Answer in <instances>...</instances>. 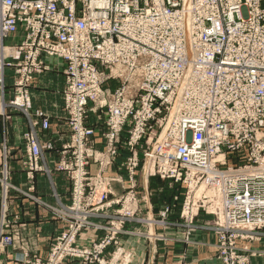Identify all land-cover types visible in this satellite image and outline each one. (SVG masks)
Wrapping results in <instances>:
<instances>
[{
    "label": "built area",
    "instance_id": "1",
    "mask_svg": "<svg viewBox=\"0 0 264 264\" xmlns=\"http://www.w3.org/2000/svg\"><path fill=\"white\" fill-rule=\"evenodd\" d=\"M263 4L0 0V91L11 68L9 106L27 114L34 78L51 70L52 59L61 61L70 126L85 129L81 122L87 113H102L107 128L116 132V142L122 130L128 132L125 180L130 190L125 195L134 204L136 148L145 140L144 167L152 175L154 145L162 138L154 139L152 124H159L164 131L159 145L166 153L157 150L160 174L175 180L199 176L197 181L217 191L216 203L210 204L191 202L188 193L181 217L191 218L198 207L215 212V224L222 229L215 245L220 263L249 264L254 252L245 243L264 237ZM19 30L20 41L5 44ZM156 99L168 107H156ZM25 139L32 168L40 149L33 137L25 134ZM241 150L247 154L246 168L217 171L212 166L217 154L224 159L223 152ZM126 209L134 206H122ZM164 210L170 212L168 206ZM5 229L3 223L0 250L10 244ZM73 242L71 227L53 249L51 264L74 255Z\"/></svg>",
    "mask_w": 264,
    "mask_h": 264
},
{
    "label": "rangeland",
    "instance_id": "2",
    "mask_svg": "<svg viewBox=\"0 0 264 264\" xmlns=\"http://www.w3.org/2000/svg\"><path fill=\"white\" fill-rule=\"evenodd\" d=\"M11 75L12 71L11 68H9L5 71L6 80L9 82H11L9 79ZM139 100L142 101L141 99ZM154 102L156 107H168V105L165 104V100L156 99ZM92 104L93 103H89V105ZM65 117V120L68 123L69 132L67 133V139L60 143L54 169L56 172L64 173L67 177L70 202L69 205L62 210L57 209L54 210L53 213V216L65 223V228L56 236L45 259H30L28 254H22L23 256L21 258L16 259L18 262L21 264H51V253L53 249L58 245L61 236L67 233L71 227L74 234V242L71 244V250H74L75 253L74 255H64L61 262L58 264H130L131 253L122 244V237L129 231V228H127L129 224H138L139 226H137V229L133 230V232H138L136 234H140L141 236H144V238L146 237L150 241H154L160 245L169 240L177 241V238L183 244L188 245L191 243V236L198 230L212 232L216 237L217 243L218 235L222 229L215 224L218 219V215H214L215 212L211 213L207 211V208L205 209V207H198L191 218L181 217L182 205L183 202H185L188 193L191 202L210 204L214 200L216 201L217 191L212 190L208 182L197 181L196 178L199 176H194L192 178L183 175L180 180H175L174 178L161 175L163 172L159 170V165L157 164V159L159 157V152L157 150L162 152L164 156H166V153L160 149L161 146L159 145L164 136H162L164 131L159 124H152L156 133L154 139L159 137L157 138L159 140L162 137L159 140L158 145H154L153 150L155 152L156 160L152 175H148L146 173V168L144 167L143 153L147 149V146L144 143L145 140L140 142L136 148L139 158V166L136 170L135 189L137 190L138 187V175L145 173L147 177L156 178L167 183L170 186L171 191L177 189V194L171 196L172 204L170 207L174 212L171 215L172 218L170 220L171 223H169L170 225L162 221V219L167 218V215L170 214V212L162 210L160 213L162 219L159 218L158 221H155L154 226H148L150 221L147 220L140 208L141 197L135 194L134 204V201L130 200V196L127 197L125 195L126 192L130 190V185L127 184V180L119 182L120 177L107 176L109 172L108 169L116 166V161L123 152L125 157L121 164H119V167L125 174L124 177H126V173L128 172L126 160L129 157V151L126 146L128 132L122 130L119 134L118 141L116 142V132L112 127L107 128V119L102 113H87L81 122L82 127L85 129L74 130L69 124L68 116L65 115ZM44 124H46V127H44ZM36 125L37 123L34 124V126ZM49 125L50 124L46 119H41L40 128L42 131L48 130ZM88 130L91 132L90 134H86ZM25 134H27L28 137H33L38 142L40 149L39 140H41V137L38 132L34 133V131H28L22 134L25 153L23 167L26 172L25 179L29 186L25 192L11 183L7 171V162L2 163V168L0 170V228L3 223L6 225L5 233L7 237L10 238V244L1 249L0 254L14 246L17 236V233L12 231V221L8 218L7 208L11 192L16 193L18 197L23 196L34 202L37 201L30 192H33L35 189V186L32 185L34 173L43 170L39 166L41 149L39 159L31 168L28 162ZM96 140L102 141L103 146L101 149L96 147ZM223 155L224 159H222L221 153L217 154L214 160L215 162L212 163V166L214 165V168L217 171L243 169L249 165V162L246 159L247 154L245 150H241L236 154L223 152ZM90 164H96L98 166V171L94 175L89 172ZM3 173L6 174L5 184L2 182L4 180ZM5 186L7 187L6 195L3 194V188ZM202 191L204 193L200 194ZM179 193H181V197H178ZM215 201L214 203H216ZM126 205L134 206V209L122 210V206ZM200 215L211 219L207 222L204 221L197 224L196 220ZM96 219H100L102 224H98L95 221ZM82 220H84V222H82ZM88 230H95L97 233L101 234H98V237L89 241V243H83L81 237ZM262 233H264V231H262ZM170 234L174 235L172 239H170ZM178 235L180 237H178ZM260 240L261 239L257 237L252 242H246L245 244L250 247V250H252L250 246L251 243H256ZM215 250L217 254L216 247Z\"/></svg>",
    "mask_w": 264,
    "mask_h": 264
},
{
    "label": "crops",
    "instance_id": "3",
    "mask_svg": "<svg viewBox=\"0 0 264 264\" xmlns=\"http://www.w3.org/2000/svg\"><path fill=\"white\" fill-rule=\"evenodd\" d=\"M21 38L22 32L19 30L16 36L5 40V44L14 45ZM62 67L61 61L52 59L51 70L34 78L29 92L30 104L27 114L15 111L9 106L12 101L11 76L9 77L11 82L7 81L5 76L4 88L0 91V170L2 163L7 162L11 183L24 192L27 190L29 186L23 167L25 153L22 134L28 131L38 132L41 137L39 166L43 169L33 175L35 180L33 179L32 185L35 189L30 194L34 196L36 202L23 196L18 197L14 192L10 194L8 218L12 221V231L16 232L17 236L14 246L0 254V264H21L16 259L21 258L22 254H28L30 259H45L56 236L65 228V223L53 216L54 210H62L70 202L67 177L54 169L60 143L67 139L69 132L64 112ZM41 119L49 122L48 130H41ZM95 142L96 147L101 149L102 141ZM124 157L122 152L116 161V166L108 169L107 176L120 177L121 181H125V174L119 167ZM97 171L98 166L90 164L89 172L94 175ZM176 190L171 191L167 183L147 177L145 173L138 175L136 194L141 197L140 208L150 221L148 226H154L155 221L161 218L160 213L165 206L170 207L171 196L177 194ZM180 194L178 197H181ZM173 212L170 207V214L166 219L161 218L162 221L171 223ZM210 219L200 215L196 223L200 224ZM95 221L102 224L100 219ZM137 226L139 225L129 224L127 226L129 233L122 237V244L131 253L130 264H220L215 250L216 237L210 231H196L188 245L183 244L178 238L177 241L169 240L160 245L136 234L138 232H133ZM98 234L101 233L88 230L82 235L81 241L89 243L98 237ZM170 236L172 239L174 235L170 234ZM250 246L254 252L249 258L250 264H264V237L259 242L251 243Z\"/></svg>",
    "mask_w": 264,
    "mask_h": 264
}]
</instances>
